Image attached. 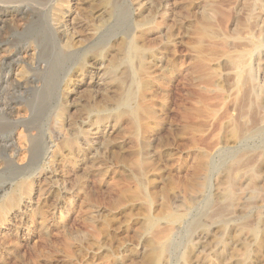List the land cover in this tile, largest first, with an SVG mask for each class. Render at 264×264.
I'll return each instance as SVG.
<instances>
[{
	"label": "rangeland",
	"instance_id": "rangeland-1",
	"mask_svg": "<svg viewBox=\"0 0 264 264\" xmlns=\"http://www.w3.org/2000/svg\"><path fill=\"white\" fill-rule=\"evenodd\" d=\"M0 1V55L12 40L39 48L31 81L21 63L0 85V264H264V204L246 227L191 228L212 212L193 206L197 151L216 162L206 197L223 168L220 129L195 119V49L238 31L263 40L264 0ZM68 42L78 55L57 57ZM127 91L133 114L119 113Z\"/></svg>",
	"mask_w": 264,
	"mask_h": 264
},
{
	"label": "bare ground",
	"instance_id": "bare-ground-1",
	"mask_svg": "<svg viewBox=\"0 0 264 264\" xmlns=\"http://www.w3.org/2000/svg\"><path fill=\"white\" fill-rule=\"evenodd\" d=\"M107 3L109 5V0ZM2 22H4L3 19ZM9 31L11 32L13 30H9ZM241 34L242 32L239 33V31L233 33V35L229 37L232 39V41L230 42L229 40H225L224 43H222L221 45L222 48H219V46L216 45L217 43L213 44L214 43L213 42L212 44H209L207 46L200 44L199 47L195 49V58H194V67H193V74H194L193 86H195V97H196L195 108H194V114L196 116L195 119L199 120L200 116L204 115L208 123L209 121H212L213 126L216 129H220L219 131L220 137L215 142L214 147H216L215 150L219 148V150L217 151L218 159L221 162L220 164L223 165V168L220 171L221 173L218 174V177L215 180L216 181L215 185L213 184L216 193L212 195V198L206 197V194L210 193L212 189V184L210 182V179L212 172L215 168L216 162H213L212 153L210 152V150L206 151L204 154L200 153V151H197L195 166H194V179L192 184L193 186L192 189L195 196L193 206L200 205L205 208H211L212 210L210 209L209 212L211 211L212 212L210 214H206L205 216H203V218L197 217L193 221V223L191 224V228L195 230L205 227L203 221L210 222L214 220H219L220 222H225L226 216L228 217L232 216L234 218H240L241 220H244V223L242 222V225L246 227L247 223L250 220V217L246 215L245 211L247 209L250 210L256 208L257 206H259V203L264 204V185L261 184V183L264 184V175H263L264 174V39L261 40L259 39L260 38L259 36L251 35L249 33H248L249 36H247L246 34L247 37H243V35ZM214 36H216L214 32L205 31L203 33V37L205 38L202 39H207V38L211 39L214 38ZM59 39L61 40V38ZM32 43L33 42L31 41L22 47H18L15 45L14 40L8 42L9 50H7V55L6 56L4 55L5 57L0 55V66L8 67L9 71L6 73L0 72V85L1 84L3 86L6 85L3 84L2 82L4 80L5 83L6 80L9 81L11 72L12 71L14 72L13 70L14 67L15 70H17L16 68L21 63L22 64L24 63L26 65L23 68L28 73H30L25 80L31 81V79H33L34 76L32 74L33 72L32 67L33 65H35L36 62L35 56H37V49L39 48L37 44L35 45ZM100 43L101 41L95 45H92L93 47L90 49L88 48L89 50L87 52L93 54L94 56H96V58L97 56H101L102 53L98 52V48H99L98 44L100 45ZM65 44L66 45L64 47L66 48L65 49L66 51L64 50V48H63L64 51L61 49L58 51V48H56L57 51L59 52L57 57H59V55H62L64 53H65L64 55L66 56H72L76 54L78 55L79 51L77 50L71 52V49L73 47H71L72 44H70V42ZM29 53H32V55L34 56V61L32 60L33 62H31L32 58H30L31 55ZM125 54H127V52ZM136 54H137L136 48H132L130 52L127 54V61L129 64H131ZM22 55L26 56L25 58H29V61H25L24 60L25 58L23 59ZM138 59L139 58L137 57V60ZM137 62L139 63V61ZM81 66L82 65L79 64V68ZM19 68L21 69V67ZM47 69L49 68L47 67ZM23 72L24 71H22V73ZM114 73H116V70L115 72H113V75H115ZM125 77H129V75L126 74ZM123 81L125 82V80ZM122 82L120 81L121 84ZM33 88L34 86L28 85L27 82L22 86H20V89L22 90H32ZM202 92L204 94H202ZM131 97L132 95L128 91L125 94H123L122 97H120L118 103L119 113L133 114L131 108L129 107L130 100H132ZM3 109L4 108H2V110ZM219 124H220V126H218L219 128L216 127V125ZM195 125H196L195 130L199 131L200 124L197 123ZM10 141H9L10 145L7 147V150L9 147L11 148L13 147L14 141H12V139H10ZM259 144H262V146L259 147ZM256 150L258 151L256 152ZM8 152L10 151L8 150ZM10 153L13 155V153L16 152L15 150H12V152ZM30 157H33V155ZM17 188L20 191L22 187L21 185H17ZM241 196H246L245 197L246 199L245 198L242 199ZM240 200H244V201H242V203L239 204ZM13 201L14 198L9 199L8 204L12 203ZM6 204L0 206V209H5ZM168 212L169 211H167V213ZM165 220H167L171 224H175L181 221V217L175 214H168ZM243 228L244 227L239 228L240 230L238 229L239 234L243 233L244 230ZM256 232H257L256 230L252 231L254 237L256 235Z\"/></svg>",
	"mask_w": 264,
	"mask_h": 264
}]
</instances>
